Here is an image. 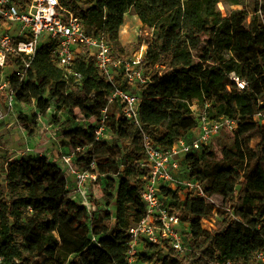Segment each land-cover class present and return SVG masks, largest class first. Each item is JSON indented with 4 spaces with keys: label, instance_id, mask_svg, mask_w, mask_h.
<instances>
[{
    "label": "trees",
    "instance_id": "1",
    "mask_svg": "<svg viewBox=\"0 0 264 264\" xmlns=\"http://www.w3.org/2000/svg\"><path fill=\"white\" fill-rule=\"evenodd\" d=\"M61 3L82 19L89 34L104 37L116 49L123 47L114 31L125 24L127 13L152 32L144 61L149 82L140 89V115L144 133L159 148L170 150L198 128L191 109L194 103L201 110L209 105L210 119L239 121L233 141L223 144L219 154L205 147L201 154L189 156L187 163L190 175L204 182L209 195L230 205L241 221L225 208L201 200L176 199V205L186 214L182 222L195 239L187 264H258L257 254L264 251V124L256 122L255 115L264 113V0H256L252 11L244 0L236 9L231 0ZM77 70L83 74L82 82L68 80L54 63L52 44L43 45L28 80L18 87L17 99L27 104L36 101L42 113L51 108V100H57L73 118L76 108L99 118L108 107L111 143L98 141L86 127L67 137L74 150L90 148L87 158L76 161L87 170L96 163L106 206L114 211L104 209L90 217L70 196L68 179L57 163L46 156L12 160L0 147L1 264H127L128 230L145 215L144 140L122 116L120 105H109L111 86L87 56L78 59ZM233 73L247 82L245 90H237ZM74 88L79 92H72ZM3 98L0 94V101ZM175 109L179 113L173 118ZM254 135L261 138L255 147ZM214 210L222 220L209 230L203 220L211 218ZM73 256L79 262H71Z\"/></svg>",
    "mask_w": 264,
    "mask_h": 264
},
{
    "label": "built area",
    "instance_id": "2",
    "mask_svg": "<svg viewBox=\"0 0 264 264\" xmlns=\"http://www.w3.org/2000/svg\"><path fill=\"white\" fill-rule=\"evenodd\" d=\"M46 44H52L54 63L64 71L68 80L73 78L82 82L83 74L77 70V61L81 56H87L111 86L109 105L118 103L122 116L138 128L144 140L146 156L141 167L147 174L141 179V187L145 215L134 221L128 230L127 264H171V258L177 259L179 256L188 259L194 250L193 242H189L182 232V210L177 205L167 204L164 192L169 190L181 202L190 198L220 207L218 198L207 193L204 182L190 175L187 159L201 154L222 132H236L239 121L231 117L210 119L209 105L201 110L194 103L191 109L198 120V128L170 150L159 148L155 140L144 133L140 115V89L149 82L144 67L148 44L142 45L133 56H126L122 48L116 49L104 37L89 34L82 19L64 7L61 0H0V68L3 70L0 94L9 111H14L19 103L18 87L28 80L38 50ZM7 71L10 74H6ZM230 77L236 83L237 90H245L246 81L234 73ZM107 110L108 107L96 118L76 108L74 117L93 130L98 141L111 143L113 135L107 124ZM2 118L4 112L0 110V120ZM255 121L264 124V113L256 114ZM51 137L54 138V135L51 134ZM83 150L77 148L62 160V170L68 181L73 178L76 182V193L80 199L76 201L86 208L90 217L100 213L97 201L91 200L87 192L86 186L92 182L101 188L104 209L113 212L112 207L106 206L103 182L95 171L96 163L91 164L92 170H87L76 161V154ZM33 151V148H27V152ZM223 208L232 214L234 220L241 221L230 205ZM93 241H97V238H93ZM140 247L146 251H141ZM2 261L3 257L0 256V264ZM257 262L264 264V251L257 254ZM216 264L234 263L218 261Z\"/></svg>",
    "mask_w": 264,
    "mask_h": 264
},
{
    "label": "rangeland",
    "instance_id": "3",
    "mask_svg": "<svg viewBox=\"0 0 264 264\" xmlns=\"http://www.w3.org/2000/svg\"><path fill=\"white\" fill-rule=\"evenodd\" d=\"M255 2L256 0H244L245 6L247 5L251 11L254 10ZM231 7L233 9L241 8V0H231ZM220 9L224 13H227L223 4L220 5ZM151 34V31L142 27V23L138 17L130 13H127L125 16L124 26L114 31L115 37L122 45L126 56L129 57L133 56L142 45L147 44L152 39ZM6 74H10V72L7 71ZM72 92L78 93L79 89L74 88ZM45 97L49 98V94L46 93ZM2 103L4 104V98ZM1 110L4 112V119L0 123V147L12 160H22L31 156H46L63 169V157L71 155L74 152L67 137L68 134L77 132L80 127H85L83 123L78 122L77 119L70 116V110L61 109L57 100H51V108L46 113H42L39 110L36 101L28 104L18 103L14 111H9L5 107ZM178 113V110H173L172 117H176ZM51 134L54 135V138L51 137ZM233 139L234 133L224 131L221 135L214 138L208 147L214 150L216 154H219L222 145L231 143ZM260 140L261 138L258 135H254L251 138V143L255 147ZM29 147L33 148L34 151L27 152V148ZM119 149L122 152L121 145H119ZM89 151L90 148H85L82 153L76 154V158H87ZM71 179L72 181L70 179L68 181L70 196L80 201L78 193H76V182L73 178ZM86 187L89 198L97 201L98 208H101V213V210L104 209L101 188L92 182H89ZM164 195L167 204L174 206L178 204L175 195L173 196L169 190H166ZM217 200L220 207H224L223 200L221 198ZM181 216L186 218V214L183 211L181 212ZM221 220L222 218L218 212L214 210L211 218L203 220V227L209 230L215 229ZM189 230L188 225L184 224L182 226V232L185 234L186 239L189 242H194L195 239L191 240L192 237L189 234ZM140 250L146 251L142 247H140ZM171 259V264H187V259L183 256ZM73 261L79 262L75 256L71 258V262Z\"/></svg>",
    "mask_w": 264,
    "mask_h": 264
},
{
    "label": "crops",
    "instance_id": "4",
    "mask_svg": "<svg viewBox=\"0 0 264 264\" xmlns=\"http://www.w3.org/2000/svg\"><path fill=\"white\" fill-rule=\"evenodd\" d=\"M124 26V25H123ZM5 106H4V104L0 101V110L2 109V108H4ZM4 118H2L1 120H0V123L2 122V120H3Z\"/></svg>",
    "mask_w": 264,
    "mask_h": 264
}]
</instances>
